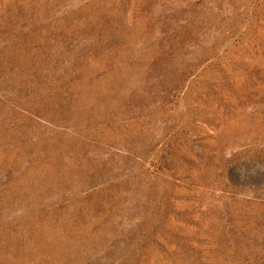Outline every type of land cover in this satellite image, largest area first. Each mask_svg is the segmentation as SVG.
<instances>
[{
    "label": "rangeland",
    "instance_id": "rangeland-1",
    "mask_svg": "<svg viewBox=\"0 0 264 264\" xmlns=\"http://www.w3.org/2000/svg\"><path fill=\"white\" fill-rule=\"evenodd\" d=\"M0 264H264V0H0Z\"/></svg>",
    "mask_w": 264,
    "mask_h": 264
}]
</instances>
